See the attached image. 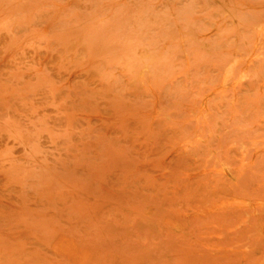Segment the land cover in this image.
I'll return each instance as SVG.
<instances>
[{"label": "rangeland", "instance_id": "obj_1", "mask_svg": "<svg viewBox=\"0 0 264 264\" xmlns=\"http://www.w3.org/2000/svg\"><path fill=\"white\" fill-rule=\"evenodd\" d=\"M0 264H264V0H0Z\"/></svg>", "mask_w": 264, "mask_h": 264}, {"label": "bare ground", "instance_id": "obj_2", "mask_svg": "<svg viewBox=\"0 0 264 264\" xmlns=\"http://www.w3.org/2000/svg\"><path fill=\"white\" fill-rule=\"evenodd\" d=\"M139 69H140V66L138 67ZM62 239V238H61ZM58 243V242H57ZM56 245V244H55ZM62 246H64V245H62ZM57 249V248H56ZM64 249V248H63ZM66 252V251H65Z\"/></svg>", "mask_w": 264, "mask_h": 264}]
</instances>
